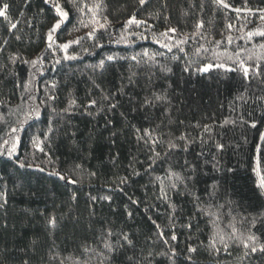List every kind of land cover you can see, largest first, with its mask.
<instances>
[{
    "label": "trees",
    "instance_id": "1",
    "mask_svg": "<svg viewBox=\"0 0 264 264\" xmlns=\"http://www.w3.org/2000/svg\"><path fill=\"white\" fill-rule=\"evenodd\" d=\"M4 4L0 264H99L106 230L117 247L122 233L135 244L118 264L127 257L138 264H264V255L246 256L239 240L227 238L232 221L237 236L264 244V195L253 172L258 145L264 156V0H0V9ZM54 4L68 15L48 41L62 19ZM133 17L139 23H129ZM241 61L259 65L260 76L250 68L245 80ZM208 64V72L197 71ZM145 129L160 143L144 137ZM169 141L177 148L165 155ZM169 169L194 179L168 180ZM198 206L219 215L227 252L219 237L220 251L210 247L216 229Z\"/></svg>",
    "mask_w": 264,
    "mask_h": 264
},
{
    "label": "snow or ice",
    "instance_id": "2",
    "mask_svg": "<svg viewBox=\"0 0 264 264\" xmlns=\"http://www.w3.org/2000/svg\"><path fill=\"white\" fill-rule=\"evenodd\" d=\"M45 3H49V0H45ZM145 3H146V0H140V4L141 5H144ZM53 7L55 8V12L60 17H62V19L60 21H58L56 24H54L53 27L49 30L48 41H52L53 40V35L52 34L55 33L57 29L60 28L61 23H63L64 19H67V15H68L66 12H63L61 10L59 4H54ZM225 7H227V5H225ZM7 8H8V5L4 4L2 9H0V17L7 18V16H6ZM261 18L264 19V16H262ZM129 23H139V22L135 21V18L133 17L129 21ZM202 26H203V24L200 23V24L197 25V28H200ZM16 27H17L16 23H12L11 24V28L12 29H15ZM168 31L174 33L176 30L175 29H169ZM164 35H167V33H165ZM251 35H252V33H249V36H251ZM259 35L264 36V32H260ZM17 39H19V37H17ZM51 46H52V44L49 43L48 47H51ZM69 46H70L69 43H65L61 47L64 48V49H67ZM164 46L167 47V45H164ZM261 47H264V45H262ZM169 51H171V48H169ZM199 51L200 50L197 49V53H199ZM108 59L111 60L112 57H108ZM133 59H135V57H133ZM249 59H251V57H249ZM33 63H35V62H33ZM102 65H103V61H101V66ZM240 66L243 68V77H244L245 80H249V81L251 80L250 68H254L255 69L254 75L256 77L260 76V72H259V67L260 66L259 65L246 66L245 63L243 61H241L240 62ZM211 67H213V65L208 64V65H206V66H204L202 68H198L197 71L208 72V70ZM218 67H224V65L220 64V65H218ZM168 71H170V69H168ZM185 71H188V69L185 68ZM164 99H165V97L162 96V95H157L154 98L155 101H162ZM71 103L75 104V101H72ZM95 104H96V101L93 100V101L89 102L88 106L91 107V106H94ZM144 104L147 105V106H152L154 104V101L150 100L148 98H145ZM111 107L115 108L116 105L113 104V105H111ZM252 127H256V125L253 124ZM203 130H204L205 133H208V132L211 131V129H210V127L208 125H205ZM13 131H15V129ZM137 131H139V130H137ZM144 137H148V139H151V142L153 144L160 143V141L152 138V131L149 130V129H145L144 130ZM144 137H140V138H144ZM179 139L187 141L188 137L182 135ZM260 139L264 140V134L261 135ZM146 142H147V140H146ZM191 142H194V141H189V143H191ZM7 143L8 142L5 141V144H7ZM214 147L217 150V152H222L224 150L225 146L222 143L214 141ZM176 148H177V144L172 142V141H169L168 144H167V149H166L165 155H167L168 153L174 151ZM183 150L187 151V145L184 147ZM15 151H16L15 144H13L12 147L7 150L9 156H12L15 153ZM256 152H257V155L255 157V167L253 168V172L259 177V181L257 183V187L261 190V195H264V176L261 175V162H262V159H264V156H262L261 148H260L259 145L256 148ZM3 154H4L3 151H0V155H3ZM156 156L159 157L160 153L157 152ZM185 163L187 164L188 162L185 161ZM24 166H25L24 164H20V167H24ZM213 167H216L215 163L213 164ZM191 168H192V173L194 174L196 172V166L193 165V166H191ZM40 170L43 171V169H40ZM53 174L57 175L60 179H64V176H61L60 173H58V172L57 173H53ZM166 178L168 180H172L173 178H175V181H178L180 183H184L185 179L192 180V179H194V176L193 175H189L188 177H183L179 173H176V172L172 171L171 169H169L167 174H166ZM157 179H159V178H157ZM72 182L75 183V181H72ZM124 182H125L124 180L121 181V183H124ZM161 183H163V181H161ZM171 187L175 188L176 187V183L173 182L171 184ZM161 192L163 193V196L161 198L166 199L167 198V193L164 191L163 188H161ZM215 192H216V188H215V186H213L212 191L209 192V196L210 197L214 196ZM72 198L75 199V196H73ZM92 199L95 200L96 198L93 197ZM102 199L110 200L111 198L110 197H103ZM196 200L199 201L200 198L196 197ZM5 203H6V201H5ZM0 207H3V205H0ZM221 207H223V206H221ZM198 210L202 214H204V215L208 216L209 218H211L210 222H211V224L213 226V229H216V231H214L213 235L210 237V247L216 252L220 251V249L216 247L217 237H219V242L223 245V250L225 252H227L228 249H229V244L226 242L225 235L221 234L223 230H219V225L217 223L218 220L220 219L219 215L216 212L211 211L210 208H199V206H198ZM129 215H131V213H129ZM234 219L235 218H233V220ZM48 223H49L50 226L55 227V225H56V217L55 216L51 217L48 220ZM188 226L191 227V225H188ZM227 227L229 229H231V232L227 234V238L228 239H237V240H239L240 243L243 245V248L245 249V255L246 256H255L257 253H260L261 255H264V244L259 243L257 241V238L254 235L249 234L246 239H243L242 237L237 236V229L235 227V224L232 221L229 222ZM252 227H255V223L254 222H253ZM113 235H114V233L111 230H106L102 234V236L100 237V242L102 244V248L97 253V257L99 258V264H118L119 255H123L125 250L128 249V248H135V244H134L133 240L130 239L129 236L127 234H124V233L121 234L122 242L117 247L116 245H114V244H112L110 242V239H111V237ZM159 235L162 237L163 233L161 232V233H159ZM171 239L172 240H176L177 237L175 235H172ZM164 242L167 243L166 240ZM83 251H84L85 254H87V253L92 252L93 249H91L89 247H85ZM195 251H196L195 248H192V247L188 248V252H190V253L191 252H195ZM175 254L176 253L173 250L172 255L174 256ZM189 259H191V257H189ZM61 264H63V262H61ZM81 264H88V260L85 259V260L81 261ZM126 264H138V262L134 260V257H127L126 258Z\"/></svg>",
    "mask_w": 264,
    "mask_h": 264
},
{
    "label": "rangeland",
    "instance_id": "3",
    "mask_svg": "<svg viewBox=\"0 0 264 264\" xmlns=\"http://www.w3.org/2000/svg\"><path fill=\"white\" fill-rule=\"evenodd\" d=\"M50 1V0H49ZM65 20V19H64Z\"/></svg>",
    "mask_w": 264,
    "mask_h": 264
}]
</instances>
